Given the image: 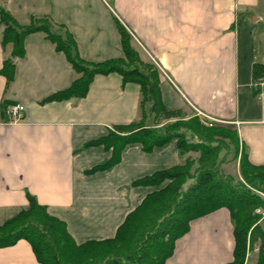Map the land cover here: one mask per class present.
Wrapping results in <instances>:
<instances>
[{
  "label": "crops",
  "instance_id": "obj_1",
  "mask_svg": "<svg viewBox=\"0 0 264 264\" xmlns=\"http://www.w3.org/2000/svg\"><path fill=\"white\" fill-rule=\"evenodd\" d=\"M0 7L21 27L48 18L72 36L89 63L122 56L118 21L140 60L157 67L161 102L174 112L173 121L196 117L206 124L210 118L237 132L238 157L230 154L221 165L233 174H222L241 180V152L264 166V89L252 79L253 66L264 58V0H0ZM2 31L0 25V69L12 58ZM22 46L8 87L0 74V225L27 207L30 194L65 223L76 244L113 238L159 188L134 182L197 154L180 155L175 139L151 151L130 143L110 168L89 173L111 150L87 144L141 119L139 85L123 84L118 73L96 75L84 97L44 102L80 75L45 33L27 34ZM4 103L24 106L19 122L8 121ZM251 246L244 264L257 263L259 246ZM233 248L230 213L219 208L189 223L164 264H227ZM0 264L38 262L29 243L19 240L0 248Z\"/></svg>",
  "mask_w": 264,
  "mask_h": 264
},
{
  "label": "trees",
  "instance_id": "obj_2",
  "mask_svg": "<svg viewBox=\"0 0 264 264\" xmlns=\"http://www.w3.org/2000/svg\"><path fill=\"white\" fill-rule=\"evenodd\" d=\"M115 23L122 56L89 63L78 55L72 36L62 28L54 29L48 18H31L27 26L21 27L0 7L1 43L3 46L12 45V58L4 60L0 69L6 87L13 79V58L23 55L24 37L32 32H43L80 75L68 88L52 94L44 102L84 97L96 75L118 73L123 84L136 83L140 87L141 120L115 126V132L109 131L104 137L87 144H102L111 150L110 159L89 173L110 168L130 143H139L143 150L151 151L175 139L180 155L193 152L197 157H187L181 164L136 180L134 185L159 188L147 194L125 217L113 238L76 244L65 223L50 215L32 195L26 194L27 207L0 225V248L25 240L38 264H164L173 252L175 241L188 231L192 220L226 208L230 213L234 238L233 259L227 264H244L247 244L251 241V234L255 233L261 241L256 264H264V233L256 224L259 215L252 216L257 207L264 209V199L257 194H264V166L252 165L246 153L241 152L238 161L241 180L220 172V166L230 154L233 158L238 157L239 143L235 130L213 124L209 126L196 117L145 125L149 115L156 119L163 114L169 119L175 114L162 105L157 70L140 60L130 45L127 31L118 21ZM263 77L264 58L262 63L252 68L254 83ZM254 92L258 93V90ZM6 105L4 103L2 108ZM247 185L250 187L246 188Z\"/></svg>",
  "mask_w": 264,
  "mask_h": 264
},
{
  "label": "rangeland",
  "instance_id": "obj_3",
  "mask_svg": "<svg viewBox=\"0 0 264 264\" xmlns=\"http://www.w3.org/2000/svg\"><path fill=\"white\" fill-rule=\"evenodd\" d=\"M150 65H152L156 70H157V67L156 66H154V64H150ZM158 72V71H157ZM148 106V105H147ZM146 106V108H145V110H146V112H147V110H148V107ZM140 118H142V116L140 117ZM141 120V119H140ZM139 120V121H140ZM173 117H171V118H165L164 117V115L163 114H161L160 115V117H157L156 119H154V117H152V115H149L148 117H147V119H146V121H145V125H147V124H150V125H156V124H165V123H167V122H173ZM138 121V122H139ZM137 123V122H136ZM110 131H113V132H115V130L114 129H112V130H110ZM117 133V132H116ZM119 134V133H118ZM233 165V164H232ZM232 165L231 164H229V165H227L226 166V169H231L232 168ZM220 171L221 172H223V173H226V172H224L225 171V169H223V167L222 166H220ZM223 169V170H222ZM228 173H230V174H233V170L232 171H228ZM228 173H226V174H228ZM231 176V175H230ZM250 186H246V188H249ZM257 194H258V196H260V198L261 199H264V194L263 193H261V192H257ZM256 216V215H259V220L257 221V226L259 227V229H260V231L261 232H263V229H264V209H261V207H257L254 211H252V216ZM254 216V217H255ZM264 233V232H263ZM258 233H255V234H251V241H249V243H251V248H255V247H257V246H260V243H261V241H260V239H259V237H258V235H257Z\"/></svg>",
  "mask_w": 264,
  "mask_h": 264
},
{
  "label": "built area",
  "instance_id": "obj_4",
  "mask_svg": "<svg viewBox=\"0 0 264 264\" xmlns=\"http://www.w3.org/2000/svg\"><path fill=\"white\" fill-rule=\"evenodd\" d=\"M254 87L259 90L264 89V77L258 82H255ZM23 113H24V106L20 104L6 105L4 108V114L7 117L8 121L10 122H14V123L19 122L23 117ZM207 119H209L210 122H206V124L210 126L213 120L210 118Z\"/></svg>",
  "mask_w": 264,
  "mask_h": 264
}]
</instances>
